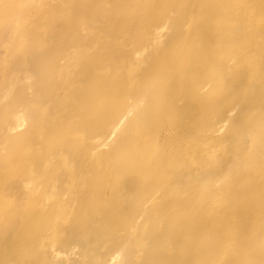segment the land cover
Returning a JSON list of instances; mask_svg holds the SVG:
<instances>
[{
    "label": "rangeland",
    "instance_id": "obj_1",
    "mask_svg": "<svg viewBox=\"0 0 264 264\" xmlns=\"http://www.w3.org/2000/svg\"><path fill=\"white\" fill-rule=\"evenodd\" d=\"M109 51L151 79L79 155L65 141L51 140L50 158L39 140H14L41 110L65 117L73 140L83 117L74 113L88 106L79 87L107 85L98 69L111 66ZM70 69L74 84L64 86ZM174 99L178 115L166 114ZM144 112L151 120L139 131ZM124 140L142 152L141 179L166 159L168 174L142 181L140 194L113 158ZM26 151L40 157L27 162ZM37 172L46 180L31 182ZM119 197L111 216L102 202ZM29 205L37 217L24 254L12 256L10 242L0 264H264V0H0V226L12 224L9 238ZM85 206L90 220L72 231ZM93 247L96 258L84 259L80 249Z\"/></svg>",
    "mask_w": 264,
    "mask_h": 264
},
{
    "label": "bare ground",
    "instance_id": "obj_2",
    "mask_svg": "<svg viewBox=\"0 0 264 264\" xmlns=\"http://www.w3.org/2000/svg\"><path fill=\"white\" fill-rule=\"evenodd\" d=\"M108 54H109V57H107V60L111 63V66L110 67L107 66L104 68L101 65H99V67L102 68L101 70H99L100 68L98 67L99 68L98 72H100V74L106 75L103 82L106 83L107 85L102 86L98 84L94 86V84H91V86L89 85V87L87 88H85V86L79 87V92H80L79 95L81 99H85L87 101L88 106L85 107L82 113H77V112L74 113L75 115L78 114L79 116L82 114L83 117L81 121L76 124L75 126L76 128H74V132L77 134H74L75 137L73 138V140L68 141L66 139L68 138L69 134L66 135L67 122L65 120V117L63 118L62 116H60L59 118L55 117L54 119H51L48 110H41L40 113H37L33 117V126L31 130H29L28 132L22 135H18V137L16 136L17 138L14 140H16L18 144H21L24 140H32V139L36 140L37 139L41 142L42 147L44 148L46 153H48L47 155H49L50 158L52 156L53 151L55 150V147H54L55 145L51 143V140L56 139L60 141H65L64 145L66 146V152L67 150L68 151L70 150V148L67 147V144L68 146L75 145L76 146V148L74 149L76 150L75 154L79 155L81 150L85 147V145H87L88 142L91 141L95 137L98 131L102 129L103 123L106 122L110 117H112L114 114L118 112L123 102V99H126L127 96L129 97L133 96V94H135L140 89H142L144 84L147 83L151 79V76L149 75V73L138 70V67L140 65L138 66L132 65V63H130L125 58L114 56L112 52ZM98 60L100 64H103L106 61L105 57L103 58L102 55L98 58ZM124 66H125V69H124ZM122 70L124 71L122 72ZM72 72L73 70L70 69L68 71H65L63 74L59 76V80L64 86H69V84H74V82L70 83V77H71ZM81 85H84V84H81ZM118 86H120V92L118 90ZM122 89H125V90L122 91ZM129 97L127 98L129 99ZM175 100L176 99L169 102V104L163 109L164 112L166 111V114L178 115L179 110L177 109V106H176L177 102ZM173 118L177 119V117H173ZM49 119L52 122L51 123L52 127L50 128V131H48V133H46L42 138H38V137L36 138V136H38V133L40 132L38 130V125L47 123ZM149 120H151V117L144 112V114L140 117V121H139L140 124L137 125V128L139 127L138 129H140L139 131H141L142 128L148 126L147 123ZM171 124H174L177 130L182 128L180 127L179 123L176 120H173L170 123V125ZM81 134L83 137L80 136L78 138L76 136V135H81ZM126 142H127L126 140H124V142L119 141L117 149L115 153L113 154V158L115 161L118 162V163L116 162L117 165L125 171L127 176L130 178L131 182L135 181V184H134V187L136 189L135 191H137L140 194L143 192L144 189L147 188L146 182H149V183L151 181L156 182L158 181L157 179H161L163 176H166L168 174L167 169L164 170L163 165H162L166 163V159L164 157L159 158L156 161L158 168L150 169L149 171H147V174L146 176H144V179H141L138 175L137 164L142 162V156H141L142 152L139 150L131 149V147H128V142L127 143ZM65 146H63L62 148H64ZM79 147H82V148L79 149ZM38 150L40 149L38 148ZM38 152L36 153L37 155H35L34 151H28V152L26 151V154H28L27 162L31 161L33 156H34V160L39 158L40 155ZM66 152L65 154H67ZM59 154H58L59 155L58 159L61 162V164H66L67 161H66L65 155H62L61 153ZM30 156H32L31 159H30ZM50 158L48 159V161L45 160V162L43 163V166L45 165V167H48L49 165H51L52 160L54 159L51 160ZM33 168L36 169V167H33ZM20 170H21V167H20ZM32 171H33L32 168H28L27 170V177L29 176L28 178L32 176L31 174ZM46 174L45 173L40 174L39 172L35 173L34 177L32 178L33 180L31 182H33L34 180L35 181L36 180H46ZM133 178H135V180H133ZM144 180L146 181L145 183L142 182ZM51 195L52 193L48 196V198L51 197ZM119 199L120 197L117 198L116 201H113L111 205L109 204V202H107L106 204L102 202V205H103L102 208L111 207V209L109 208V210H111L110 215L111 216L117 215L116 210L120 209L119 205L122 200V199L120 200ZM83 209H84L83 210L84 212H82L81 216L79 215V217H77V219L71 225L72 231H75V232L82 231L81 230L82 221L87 222L90 220L89 217L92 215L88 213L87 206H85ZM36 217H37V211L34 208H32V206L30 205L26 206V210L21 217H18V216L14 217L12 223L17 225L18 226L17 229L20 230L19 235L16 236L15 238L16 240L14 238H9L10 233H11L10 229L14 228L11 223L6 224L3 227L0 226V248L5 249L8 243L14 242L13 248L10 249L11 255L16 256L19 253L24 254L23 245L24 243L27 242L26 234L28 230L35 224ZM85 224L86 225L84 226V228L87 227V223ZM84 228H83V231H84ZM68 230L69 229H67V231ZM82 250L83 249H80L81 251L80 253H81V256L84 257V259L89 258L91 261H93L96 258L95 257V254H96L95 247H93L92 250L88 252L84 250L82 251ZM50 264H60V263L56 261L55 263L52 262ZM81 264H86V260H83Z\"/></svg>",
    "mask_w": 264,
    "mask_h": 264
}]
</instances>
